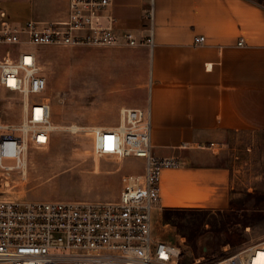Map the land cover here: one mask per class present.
<instances>
[{
  "label": "built area",
  "instance_id": "obj_1",
  "mask_svg": "<svg viewBox=\"0 0 264 264\" xmlns=\"http://www.w3.org/2000/svg\"><path fill=\"white\" fill-rule=\"evenodd\" d=\"M112 0H68L64 19L28 20L17 27L0 7V45L136 47L153 44L152 29L144 39L132 32H115ZM147 17L151 21L153 9ZM203 36L194 38L202 44ZM47 88L46 78L33 51L16 55L0 51V90L21 97L22 116L17 124L0 122V180L11 171L24 172L32 148L48 145L54 129L46 97L31 100ZM84 127L69 126L71 133ZM94 150L101 155L144 159V172L125 175L115 201L0 198V264H182V241L177 244L152 234V210L159 200V176L178 166L175 158L153 155L150 121L146 111L125 107L114 127H87ZM9 162V163H6ZM191 264H264V242L243 247L218 258H195Z\"/></svg>",
  "mask_w": 264,
  "mask_h": 264
},
{
  "label": "crops",
  "instance_id": "obj_2",
  "mask_svg": "<svg viewBox=\"0 0 264 264\" xmlns=\"http://www.w3.org/2000/svg\"><path fill=\"white\" fill-rule=\"evenodd\" d=\"M67 2L0 0V7L20 27L64 19ZM36 3L43 8L37 19ZM110 12L120 38L132 32L141 40L152 29L151 47H108H127L147 66L141 99L120 106L118 116L125 107L146 111L153 155L178 162L161 170L152 212L228 208L231 169L216 163L220 144L229 135L264 132V0H112ZM196 36L204 42L195 44Z\"/></svg>",
  "mask_w": 264,
  "mask_h": 264
},
{
  "label": "rangeland",
  "instance_id": "obj_3",
  "mask_svg": "<svg viewBox=\"0 0 264 264\" xmlns=\"http://www.w3.org/2000/svg\"><path fill=\"white\" fill-rule=\"evenodd\" d=\"M42 10L39 3L34 4L32 17L41 18ZM22 50L36 54L47 81L45 92L31 100L48 99L52 121L58 128L47 146L28 151L24 172L14 170L4 175L0 198L117 200L123 176L142 174L144 159L96 153L93 134L87 127L117 124L119 107L141 99L147 80L143 57L129 53L127 47L0 45L1 53L16 55ZM21 101L19 95L0 90L2 125L20 121ZM72 125L84 128L71 133L68 127ZM217 155L216 163L231 169L228 208L152 212L157 239L172 244L182 241V264L202 256L215 259L264 242V132L229 135ZM203 247H207L206 252Z\"/></svg>",
  "mask_w": 264,
  "mask_h": 264
},
{
  "label": "bare ground",
  "instance_id": "obj_4",
  "mask_svg": "<svg viewBox=\"0 0 264 264\" xmlns=\"http://www.w3.org/2000/svg\"><path fill=\"white\" fill-rule=\"evenodd\" d=\"M73 127L76 126V125H72ZM58 128V126H56V124L54 125V129L56 130ZM27 157V155H26ZM26 172V171H25Z\"/></svg>",
  "mask_w": 264,
  "mask_h": 264
},
{
  "label": "water",
  "instance_id": "obj_5",
  "mask_svg": "<svg viewBox=\"0 0 264 264\" xmlns=\"http://www.w3.org/2000/svg\"><path fill=\"white\" fill-rule=\"evenodd\" d=\"M207 251V247H203V252H206Z\"/></svg>",
  "mask_w": 264,
  "mask_h": 264
}]
</instances>
